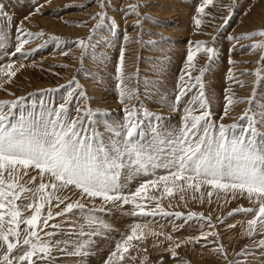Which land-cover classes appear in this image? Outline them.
I'll use <instances>...</instances> for the list:
<instances>
[{
    "label": "snow or ice",
    "instance_id": "1",
    "mask_svg": "<svg viewBox=\"0 0 264 264\" xmlns=\"http://www.w3.org/2000/svg\"><path fill=\"white\" fill-rule=\"evenodd\" d=\"M105 5L106 0H98L101 11L95 14L94 18H99L95 27H99L107 18ZM210 5L216 6L214 0H201L196 6L193 22L197 29L204 23L202 17L210 15L206 12ZM83 6L85 5H80ZM138 7V4H131L124 10V14L139 15ZM42 8L39 0H34V11L25 16L24 20L41 13ZM232 15L233 11L230 9L228 16L223 17L217 35L212 36L213 46H208L205 40L189 42L185 68L177 83L174 105H179L187 93L192 91L184 82L186 77L188 80L193 79L190 69L195 67L197 55L203 53L209 60L216 57L214 44L218 35L229 25ZM0 17L11 23V17L2 10V5ZM140 25L141 21L138 19L133 26ZM113 27L117 25L113 23ZM8 36L4 28L0 27V55L7 61L0 63V82H12L18 71L24 67L23 64L17 66L14 58L17 55L27 57L29 50H26V45L33 39L44 37L45 33L43 30L30 31L21 21L15 29L12 50H9ZM256 37L261 39L248 47L262 53L257 63L264 65V28L239 35L229 34L226 39L231 43ZM51 39L59 41L60 38L52 36ZM75 43L81 49L90 46L85 39H78ZM38 47H44V44ZM229 51H235V44ZM229 63L235 62L229 58ZM114 69L117 81L115 90L119 103L124 105V115L121 122L106 126V136L93 128L94 112L91 108L82 110L77 107L76 116H70L69 104L73 99H88L74 79L68 81L70 90L63 103L44 108V101L41 99L42 110L39 113H21L16 120L10 121L9 118L13 115L12 110L24 101V97L0 100V264H54L57 260L54 252L60 253L62 257L88 256L89 248L95 243L92 238L101 234L100 228H109L97 215L106 212V206L132 205L127 215L133 217H155L159 214L181 218L184 216L182 212L166 211L159 202L165 198H173L174 189L181 193V200L190 191L192 199H196V194L200 193L203 202L205 189L208 190L209 197L213 191L231 192L233 199L237 196L246 197L252 206L237 207L228 216L236 213L249 214L251 218L247 220L244 235L249 238L257 234L264 235V131L259 130L264 127V105H260L261 112L252 113L254 96L234 99L226 90V103L221 120L229 114V106L244 102V99L249 104V108L239 118L247 119V125L240 127L238 134H230L239 125L215 124L211 119L212 113L204 91L201 90L185 106L180 127L167 129L160 124L163 117L147 109L141 112L135 104L129 106L128 102L136 99L137 90L126 85V81L132 77L125 75L124 48L120 49ZM200 71L203 73L204 69L201 68ZM244 71L245 74H251L247 69ZM262 72L264 66L255 70L258 79ZM226 78L237 79L232 74V68H229ZM194 80L203 89L201 76H195ZM73 84L75 88L71 87ZM4 90L7 91L6 88ZM40 91L43 97L45 91L54 90ZM32 95L35 93H29V96ZM196 104L199 105L198 109ZM257 116L261 118L258 120ZM153 118L155 124L152 122ZM85 120L89 121L87 125ZM158 172L163 174L158 175ZM137 177L144 179L134 191L129 190L126 193L125 189ZM149 188L159 191L160 197L150 193ZM65 193H78L79 199L73 200ZM97 199L101 202L99 207L96 205ZM142 199L157 202L151 208L139 202ZM76 213L83 214L80 217L83 222L77 221ZM56 218H60L61 222L51 223ZM194 218L205 221L210 229L215 227L211 216L206 217L202 213L191 211L184 216L186 223ZM145 227L134 223L130 234L115 243L104 264H125L130 248L134 247L132 241L140 243L148 235H164L151 230L145 232ZM200 227L199 235L179 242L173 236L166 235L169 247L165 251L171 257L178 258L177 249L184 243L200 244L202 240L216 243L209 238H219V233L215 230L203 231L204 224ZM233 227L235 225H229L230 229ZM57 235L63 239H54ZM207 243L202 246L207 247ZM258 246L264 248V239L259 241ZM214 251L224 256L226 264H236L235 260L227 259L223 244H219ZM247 252L248 248L245 246L236 256H244ZM140 264H149V257L145 255ZM239 264L246 262L240 261Z\"/></svg>",
    "mask_w": 264,
    "mask_h": 264
},
{
    "label": "rangeland",
    "instance_id": "2",
    "mask_svg": "<svg viewBox=\"0 0 264 264\" xmlns=\"http://www.w3.org/2000/svg\"><path fill=\"white\" fill-rule=\"evenodd\" d=\"M39 2L43 5L41 13H36L25 21L24 17L34 11V0H0L2 10L11 17V23L0 17V27L9 34V50L13 48L11 42H14L15 29L21 21L28 30L33 32L43 30L45 33L44 37L33 39L26 45V50H29L27 57L17 55L14 58L17 66L23 64L24 67L18 71L12 82L7 80L0 82L2 85L0 100L24 97V101L12 110L10 121L18 119L21 113L27 114L30 111L39 113L42 110L41 99L44 101V108H52L63 103L70 90L68 81L74 79L88 99L86 101L73 99L69 104L70 116H76L77 107L82 110L91 108L94 112L93 128L106 136V126L121 122L124 115V105L119 103L115 90L117 81L114 69L121 48L125 49V75L132 77L126 81V85L137 90V97L128 102L129 106L135 104L141 112L147 109L163 117L160 124L164 128L180 127L185 106L197 97L201 90L204 91L212 113L211 119L215 124L239 125L237 129L231 130L230 134H238L240 127L247 125V119L239 118L245 109L249 108V104L247 99H244V102L229 106V114L221 120L226 103V90L234 99L254 96L252 113L262 111L260 105H264V72L259 79L255 75V70L264 66L257 63L262 53L248 47L261 38H248L230 43L226 37L229 34L239 35L264 28V0H214L216 6L210 5L206 8L210 15L202 17L204 23L199 29L193 22V16L201 0H106L104 11L107 18L99 27H95L99 23V18H94L95 14L101 11L98 0H39ZM131 4L139 5L137 9L139 15L124 14V10ZM66 5L72 7H65ZM230 9L233 15L229 25L218 35L214 44L217 50L216 57L209 60L203 53L197 55L195 67L190 69L193 79L188 80L186 77L184 82L192 91L187 93L179 105H174L177 83L185 68L189 42L205 40L208 46H213L212 36L217 35V29L223 22V17L228 16ZM138 19L141 25L133 26ZM113 23L117 27H113ZM52 36L59 37V41L51 39ZM78 39L89 41L90 46L81 49L75 43ZM40 44H44V47H38ZM234 44L235 51L230 52L229 49ZM31 49L36 51H30ZM229 58L235 63L230 64ZM6 62L0 55V63ZM201 68L204 69L203 73L200 71ZM229 68H232L236 80L226 78ZM246 69L251 74H245ZM197 75L201 76L203 89L196 85L194 77ZM62 85L64 87H61ZM193 85L196 86L193 88ZM71 87L75 88V84ZM47 89L54 91H45L41 97L40 90ZM29 93L35 95L29 96ZM195 107L198 109L199 105L196 104ZM260 118L257 116L258 120ZM152 122L156 123L154 118ZM84 123L87 125L89 121L85 120ZM259 130L264 131V127H260ZM159 174L163 172H158ZM143 179L144 177L135 178L125 192L134 191ZM148 191L157 198L161 195L159 191L151 188ZM207 193L208 190L205 189L203 202L200 193L196 194V199H192L190 191L185 193L184 200H181V193L174 189L173 198H165L159 202L166 211H180L184 216L190 211L202 213L206 217L211 216V222L215 226L212 229L205 221L195 218L186 223L184 216L176 218L158 214L155 217H133L127 215L132 205L106 206V212L97 215L109 225V228H100L101 234L92 238L95 243L89 248L90 254L86 257H62L60 253L54 252L53 255L57 257L54 264H104L115 243L130 234L134 223L146 226L145 232L151 230L162 232L164 235L158 237L148 235L147 239L140 243L132 241L134 247L130 248L125 264H140L145 255L149 257V264H161V260L163 264H226L224 256L214 251L219 244H223L226 249L227 259L235 260L236 264L240 261H245L246 264H264V248L258 246L264 235L257 234L252 238L244 235L247 220L251 216L246 213L228 216V213L237 207H251V202L242 196L233 199L231 192L213 191L211 197ZM65 195L73 200L79 199L78 193ZM139 202L154 208L157 201L142 199ZM100 203L97 199V207ZM82 215L76 213L78 222H83L80 220ZM60 222V218H56L51 223ZM201 224H204L203 231L215 230L219 233V238H209L216 243H207L203 240L200 244L184 243L177 249L178 258L171 257L170 253L165 251L169 247L166 235L173 236L179 242L187 237L199 235ZM229 225L235 227L230 229ZM54 239L63 237L57 235ZM206 243L207 247L202 246ZM245 246L248 252L237 257L236 253Z\"/></svg>",
    "mask_w": 264,
    "mask_h": 264
}]
</instances>
